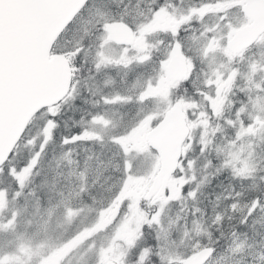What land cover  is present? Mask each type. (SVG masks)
Listing matches in <instances>:
<instances>
[{
    "label": "rangeland",
    "instance_id": "rangeland-1",
    "mask_svg": "<svg viewBox=\"0 0 264 264\" xmlns=\"http://www.w3.org/2000/svg\"><path fill=\"white\" fill-rule=\"evenodd\" d=\"M138 2L139 0H107L105 3H101L100 7H96L94 9L95 11L93 10L90 18L70 24L68 28L64 30L66 31L65 35H67L69 39L82 37L83 34L85 36L87 30L89 29V25L91 24V18L95 19L97 16L99 17L101 14H103V12L105 14L107 13L109 15H115L120 12L123 6L126 10L131 12L132 8L136 9ZM194 12H196V10ZM179 19V16L171 13L167 14L164 11H160L157 14H152L151 18L144 23H142V20H139L136 17V24L140 23V25L138 24L139 30L136 33V144H139V147L136 148L141 154L144 152L145 148H148V146L144 145V142L139 139L140 134H138V130L143 126H146L147 128L149 127L148 125L151 123L152 119L156 115L160 114L164 109L165 106H163V104H165L164 101L167 98L164 84H160L158 87L153 86L151 89H149V83L143 79L142 76L144 73H147L149 70L155 71L160 64L158 61H148V57L145 56V53L142 51V49L146 48L145 44H148L154 40V42H156L158 45H161L159 49L162 50V53H165L168 47L161 43L162 40L156 31L167 30V24H172ZM237 19L238 17H236L234 14L232 16L227 15L225 18H223L221 20L223 25H220V32L222 34L228 33L233 25L234 27L236 26ZM81 30H84V33L78 35L80 34ZM95 37L99 38L101 35L95 34ZM99 43L100 40H98L97 45ZM134 46L135 42L127 45L126 50H121V48L111 45L104 40V47L98 49L95 44H92L91 49L94 51V53L92 52L91 55L93 56V61H95L96 64L99 63L100 57L96 55V52L100 51L103 53L104 61L101 65L105 66V68H111L110 71L113 76H107L104 82H101V86L108 88L109 102L113 104H107L105 109L104 107H98L92 110V117L96 115L92 118L93 127L90 124L89 118L85 121V123H79L74 119H69L67 121L71 128L78 124H80L79 127H81V124L84 126L87 135L83 138L89 139L88 137L91 136L94 138L98 137V135H96V131H98L100 128H105L102 131H98L100 135H103L107 131L117 132L119 130H123L126 132L125 128L120 127L133 123V118L130 114L132 113V108H126L131 102L128 98H126V94L129 92V89L132 88V82H134V79L130 78L127 81L119 80V77H127L128 75L126 73L119 75L120 73L116 74V71L121 69L124 63L132 60L130 55L133 52ZM261 52L262 47L258 46L249 53L259 55ZM132 63L134 64V62ZM261 67V79L264 81V65ZM252 70L253 68L251 69V72ZM237 73L239 76L244 74V72ZM246 73L248 75L249 72L247 71ZM152 90L160 92L162 99H157L156 95H152ZM256 91H259V89L256 88ZM125 99L129 100L130 102L124 101ZM189 100L191 109L195 114L192 120L193 126L196 128L199 123L205 124L204 126L198 128V130L202 131L198 144V150L202 152L206 150V148H209L211 152L209 159L211 161H213L214 155L216 157L222 156L223 161L225 160L228 170L231 174L236 175L238 180L237 186L235 187L228 186L222 190L214 191L207 200L204 210H200L198 213V209L196 207L190 208V211L194 215H189V213L176 215L173 221L174 226H167L165 229H163V233L167 236L160 240L162 245L159 247V251L163 256L169 259L172 258V260H174L177 264H181V260L186 259L188 254L195 252L197 249L210 242L213 232L216 230L220 231L225 225L232 224V222L244 210V205H249L251 201V198L247 199V192H249L248 190L258 188L260 184H264V173L262 176L252 174L254 171L264 172V100L261 101L257 98H254L252 101V107L248 109L247 112L249 121L246 124L240 125L238 127V131L236 132V137L231 142L226 143H219L215 139V133L217 130L213 124H208L206 121V119H208L210 116L216 115L218 113L216 105L213 103L209 109L208 104H202V102L198 103L190 97ZM121 105L124 106V109L116 110ZM86 109L91 110L90 106H87ZM84 112L86 113L87 111L84 110ZM141 112L144 113L142 116H140ZM239 113L240 110L237 111V114ZM71 114H73V112ZM102 117L104 119L107 118L108 122H106V120L102 121ZM250 124H252V129L248 128ZM231 132L234 134V130H231ZM113 136L116 137V135ZM58 139L59 143L56 145V147L58 149H64L65 143L62 144L60 142L61 138ZM96 142V140L91 143L82 141L83 146L81 145V148H79L77 146L78 143L75 142L73 145L75 147L77 146V150L61 151L60 157L55 156L47 162V171L52 176V179L49 181V185L55 190V197L54 199L47 202L50 203L49 205L43 206V208L41 207L43 204H41V202L35 197V190L28 189L26 187L27 176L24 174L26 170L24 169L21 171L17 178V183L21 185L20 190L22 191L21 195L24 198V202L22 203L20 199L17 200L19 209L17 208L14 210L10 220H4L2 218L1 222L6 224L3 225L0 222V228L1 226H20L18 225L19 223L24 224L28 229H34L26 234V236L24 233H22V235L13 231V234L9 235L8 238L16 240L19 237H25L31 241L34 238H37V234L42 230L41 238L45 239L44 241L61 238L63 236L61 234L62 231L55 232L60 227L55 226V223L60 221L63 222V211L60 212L57 208L55 210V206L57 204L62 205V203L67 205L71 204L69 207L75 205L79 206V203L84 201L85 194H89L92 191H101L103 188L101 187L100 183H96L95 179L96 177L102 175L108 165H110L115 160L114 158H108L96 162L94 159L90 158V154H94L95 152L99 153L102 149L101 145L99 148L90 146V144H94ZM121 142L123 147H125V141L121 140ZM36 144L37 141L33 140L31 143H29V146L34 147ZM37 147L39 148V144H37ZM146 153L147 157H143V155L142 157L141 155H136V168L130 165L129 161H126L127 163L124 162L123 164H119L121 168L125 169L126 174L134 175L136 173V186H140V190L143 189L145 184H152V181L154 180L152 177V172L153 167L156 164L155 156L153 159V152L147 150ZM192 154L196 158L191 159V163H189L187 170L184 171L183 177L181 179L178 178L177 183H175L171 190H169L164 195L165 199L176 196L182 190L181 187L187 184L186 181L190 178V176L195 175L194 171L190 169V166L194 165L200 158L197 157L196 152H193ZM77 155L80 157H76ZM145 158L146 160L143 162ZM34 161L35 160H33V162ZM37 180L43 184L46 183V180L42 177H39ZM194 187H196L195 183ZM130 189L131 188L128 187V189H126V193H128ZM147 191L148 189H146V192ZM50 196V193L46 194V197ZM128 198H130V195H128ZM180 199H183L182 195L180 196ZM44 202H46L45 199ZM6 203L7 199L5 195L0 193V209H3ZM233 205L235 206L233 207ZM137 206L138 204L136 202V208H138ZM26 207H28L29 210H26ZM18 211H20V215L17 214ZM21 211L25 212L22 214ZM24 215L29 218H26ZM16 217H18V221L15 222ZM62 227L65 228L64 226ZM80 227L76 228L75 226L76 230ZM53 230L54 232H50ZM137 231L138 226H136V235L138 234ZM0 238L3 237L0 236ZM245 249L246 242L244 239L240 237H232L227 243V250L216 253L206 264H222L224 258L230 257L229 254L235 255V258H237L240 254L245 252ZM85 258V254L82 253L79 258V263L85 264L84 261L87 260Z\"/></svg>",
    "mask_w": 264,
    "mask_h": 264
},
{
    "label": "water",
    "instance_id": "water-1",
    "mask_svg": "<svg viewBox=\"0 0 264 264\" xmlns=\"http://www.w3.org/2000/svg\"><path fill=\"white\" fill-rule=\"evenodd\" d=\"M80 4L81 0H0V13L3 14L0 28V165L36 110L58 100L68 87L66 61L57 54L49 56L48 49L58 30ZM251 4L258 6V10L249 14L254 26L249 38L264 30V1H252L248 5ZM108 30L109 37L116 42L125 43L131 39L127 30L117 29L112 23ZM187 133L184 114L177 103L146 134L161 164L157 194L164 192ZM210 252L209 248L200 250L189 259V264H201Z\"/></svg>",
    "mask_w": 264,
    "mask_h": 264
},
{
    "label": "flooded vegetation",
    "instance_id": "flooded-vegetation-1",
    "mask_svg": "<svg viewBox=\"0 0 264 264\" xmlns=\"http://www.w3.org/2000/svg\"><path fill=\"white\" fill-rule=\"evenodd\" d=\"M185 33L183 29L181 31V37ZM218 31H208L199 32V38L201 39L200 49L203 51L204 55H210L208 52L216 49L220 45V37H217ZM136 44V42H135ZM261 46L262 52L264 50V33L259 35V37L254 41L251 48H243L238 53L235 54L242 55L240 58H243V55L248 50H254L256 47ZM123 50H126L127 47L121 46ZM219 52V51H216ZM261 52V53H262ZM84 56L81 55V59ZM132 60L127 62L121 69L120 74L126 73L127 77H119V80H128L130 78L134 79L132 82V88L129 89V92L126 94V98H128L130 102V106L127 108H132L131 116L134 119V126L132 129V139H131V147L136 146V46L133 49V53L131 55ZM79 61V60H78ZM134 62V64H132ZM80 70L74 71V79L72 81L71 90L69 93V99L75 95V106L78 108H82L85 105V101L91 102L90 109L91 111L94 108L101 107L104 109L106 108L107 104H113L109 102L108 98V88L102 87L101 82H104L106 78V73L101 71L99 68H91L92 66L82 67L80 63ZM256 66L260 67L264 65V58L259 59L257 58L255 62ZM129 66H132L130 68ZM262 69V67H261ZM84 71L77 75L78 72ZM81 74H84L82 77H79ZM118 74V71H116ZM82 78V79H79ZM98 82V83H96ZM170 89L176 92H183L184 85L179 81L171 83ZM99 94V96H98ZM246 94L239 93L238 96L242 99ZM107 98V99H105ZM92 100V101H91ZM127 100V99H126ZM248 101V99H244ZM243 100V101H244ZM242 101V102H243ZM65 102V101H64ZM63 103L60 101L56 105L53 106L55 111H59L60 104ZM124 106L121 105L116 110H122ZM100 114V113H99ZM102 121L106 120L103 117L101 118ZM59 122V121H58ZM107 122V120H106ZM104 125V124H103ZM105 128H100L98 131H102ZM125 129L128 127L125 126ZM97 132L96 135L99 136ZM128 134V132H126ZM114 134L119 137L120 135L124 134L120 130L114 132ZM103 137H98L100 142L96 143L97 148L101 145L104 149H117L119 152L120 148L118 144H112L111 146L107 142H103ZM124 138V137H123ZM127 140V138H124ZM106 177H108V172L106 171ZM116 179L118 181H125L121 175H117ZM112 190V191H101L100 195H93L90 194V199L92 200L96 196L101 203L100 210L102 209V217L99 221V230L102 231V237L100 239L101 243V250H100V257L102 260H107L109 258H116L121 260L123 257L124 249H123V242L121 239V234L123 231H127L131 226L136 230V179L135 184L133 186V190ZM46 195L47 193H42ZM130 195V198H128ZM44 199L41 200V204H44ZM120 220V223L116 221ZM131 221V222H130ZM2 235V234H1ZM27 239H16L13 240L11 238H0V264H76L77 260V240L74 239H58L57 245L49 246L48 249L41 248V244H33L35 248H32ZM95 243V240L91 241ZM32 243V241H31ZM16 246V249L14 248Z\"/></svg>",
    "mask_w": 264,
    "mask_h": 264
},
{
    "label": "trees",
    "instance_id": "trees-1",
    "mask_svg": "<svg viewBox=\"0 0 264 264\" xmlns=\"http://www.w3.org/2000/svg\"><path fill=\"white\" fill-rule=\"evenodd\" d=\"M40 118L39 114L35 115L32 122L29 123L19 140L14 153L11 154L6 163L3 165V168L0 171V190L7 191L12 179L15 181L14 173L19 170V164H15V162L19 163L18 160L22 163V161H27L30 158L35 159V163L33 165V175L36 178H38V176H41L42 178H47L49 176L47 167L45 166L47 163H45V161H49L52 157L50 158L49 156L45 159V157L40 154L37 147V144L43 141L44 135L41 130L42 125L39 122L37 123ZM34 125L36 126V129L31 135L29 133L31 132L30 128ZM230 137L231 136H228V138ZM33 140L37 141V144L34 147H31L29 146V143ZM221 141H223V139ZM50 142H54V139ZM49 151H53L52 148H50ZM195 152L197 153V157L200 159L202 158L204 161L202 164L199 163L198 166L194 167V173L196 176L201 178L200 182H202L203 185L199 188V192L200 190L203 191V199L206 204V194H213L214 191L222 190L228 186H237V176L230 173L222 158L214 155L215 159L211 161L206 155H204V153L202 154L200 151ZM9 169H11V172H9ZM192 181L189 182L190 185L193 184L191 183ZM248 191L247 199L251 198L249 205H244V210L232 222V224L225 225L229 226V229H225L224 232L221 233V241L217 244V248L223 250L225 248V241L228 234L233 231L235 234L241 235L246 239L247 250L244 253L243 259L233 261L224 260L222 264H262L264 262V184H260L258 188ZM257 197L260 198V206L257 207L251 215H249L252 202L254 198ZM244 218H247L246 224L241 223Z\"/></svg>",
    "mask_w": 264,
    "mask_h": 264
},
{
    "label": "snow or ice",
    "instance_id": "snow-or-ice-1",
    "mask_svg": "<svg viewBox=\"0 0 264 264\" xmlns=\"http://www.w3.org/2000/svg\"><path fill=\"white\" fill-rule=\"evenodd\" d=\"M81 6L86 7L87 6V0H81ZM161 7H167V5L161 3L159 7L153 9V13L154 14L158 13L160 11ZM121 22H125V21H123V19H122ZM109 23L110 22H106V23L101 25L100 31H101L102 35H101V37L98 38L100 40V43L97 45L98 49H101L104 47L105 36L103 34L106 33V30L109 27ZM2 26H3V14L0 13V28H2ZM129 27H131L133 30H135L138 27V25L133 23V24H130ZM181 31H182V29H180V28L175 29L174 34L172 35V39L169 41V43L167 45L168 51L172 55H175V50L177 48H179V50L181 52L184 51L182 40H181ZM161 43H163V42H161ZM91 47H92L91 45L84 46L83 43L81 42L80 47L77 50H75V59L80 60V63H87L86 56H87V52L89 51V49H91ZM82 54H84V57H85L84 59H81ZM96 55L98 57H100V61H99V63L95 64L94 67L99 68L100 65L104 62L103 61V53L100 51H97ZM189 59H191V58L189 57ZM150 60H151V55L149 53L148 54V61H150ZM144 62H147V61H144ZM166 62H167V55L164 58H162L158 63L161 66H163ZM73 67H75L77 69V71L80 70V65L76 64L75 62L73 63ZM193 71H195V63H193ZM162 79H163V76L161 75V80ZM192 79H193L192 75L189 74V77L185 81H183V84H184V87L186 90L189 87H194V85L192 84ZM158 86L159 85L157 84V87ZM152 87L153 86H152V83L150 81L149 82V89H151ZM75 98H76L75 95H73V97H72L73 102H74ZM105 99H107V98H105ZM62 111H63V107H61L59 111H53V112L47 113V116L45 119V124H48V123L52 124L53 134H55L59 129V122L58 121H59V117H60V114ZM74 128H79V130L73 132L72 136H70V137L69 136H63L61 138V141H60L62 144L67 143V142H73V143L78 142L76 140V138L84 137L87 135V132L83 127L74 126ZM25 167H27V165H25ZM9 172H11V169H9ZM191 195H192V193H189V196H191ZM234 206L235 205H233V207ZM259 206H260V198L259 197L254 198V200L252 202V207L249 210V215H251L256 210V208ZM241 223L246 224L247 218L242 219ZM212 251L214 252L215 249H212ZM181 264H189V260L188 259L181 260Z\"/></svg>",
    "mask_w": 264,
    "mask_h": 264
},
{
    "label": "bare ground",
    "instance_id": "bare-ground-1",
    "mask_svg": "<svg viewBox=\"0 0 264 264\" xmlns=\"http://www.w3.org/2000/svg\"><path fill=\"white\" fill-rule=\"evenodd\" d=\"M48 205L47 201L41 206L43 208V206H46Z\"/></svg>",
    "mask_w": 264,
    "mask_h": 264
}]
</instances>
